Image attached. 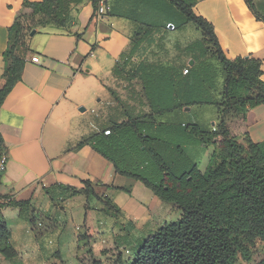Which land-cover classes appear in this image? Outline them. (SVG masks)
I'll list each match as a JSON object with an SVG mask.
<instances>
[{
	"label": "crops",
	"instance_id": "0c3cea01",
	"mask_svg": "<svg viewBox=\"0 0 264 264\" xmlns=\"http://www.w3.org/2000/svg\"><path fill=\"white\" fill-rule=\"evenodd\" d=\"M23 1L0 0V89L5 83L9 28ZM106 1L107 7L115 2ZM254 5L260 19L246 0H196L193 10L213 24L229 59H260L264 80V0H254ZM93 13L92 1L84 0L73 7L74 21L67 30L37 28L36 34L26 39L22 79L8 93L0 110V131L8 155L6 170L0 175V204L10 200L29 203L23 208L5 205L0 209V220L10 229L9 244L17 250L12 258L0 252V264H92L93 260L130 264L150 235L182 216V211L142 181L118 173L114 162L91 143L80 145L93 133L124 119L114 91L123 97L124 92L137 97L136 102L130 101L132 105L137 106L141 100L137 89L132 91V85L114 74L121 57L130 51L136 22ZM36 54L41 64L32 60ZM187 63L193 66L191 56ZM173 66L184 70L179 64ZM222 82L220 77V88ZM212 107L194 105L162 117L163 121L167 117L169 122L181 123L190 112L197 117L213 110L210 125L197 118L195 121L214 127L219 112L217 106ZM232 122L237 135L247 133L254 142L264 143V104L249 110L246 118L234 116ZM213 151L212 147L204 168L187 155L204 172ZM86 180L97 196L65 193L54 202L45 190L56 184L82 189ZM59 192L57 189L55 194ZM106 198L112 207L105 205ZM86 227L94 231V236L82 240L80 235ZM86 243L89 246H84Z\"/></svg>",
	"mask_w": 264,
	"mask_h": 264
},
{
	"label": "trees",
	"instance_id": "16d2710c",
	"mask_svg": "<svg viewBox=\"0 0 264 264\" xmlns=\"http://www.w3.org/2000/svg\"><path fill=\"white\" fill-rule=\"evenodd\" d=\"M83 1H23L22 10L9 28L0 110L8 93L22 79L26 59L19 47L27 50L26 39L34 29L72 26L73 7ZM91 1L93 16H97L101 0ZM246 3L260 19L254 0ZM195 4L196 0H115L107 10L109 15L129 18L140 27L130 51L114 68V74L128 86L134 81L141 83V91H137L141 97L139 111L130 105L137 97L128 95L131 99L128 102L114 91L124 119L105 127L109 134L98 131L80 145L91 143L96 151L114 162L118 173L142 181L162 200L182 211L178 220L165 223L143 242L130 264H238L239 251L248 254L257 239L264 242V143L254 142L247 133L237 135L231 123L234 116L246 118L249 110L264 104L262 63L251 56L229 59L213 24L194 12ZM175 10L184 17L179 25L172 19ZM188 22L197 25L203 39L186 46L194 60L187 74L173 65L135 61V55L146 41L152 40L154 33L164 30L168 23L181 28ZM194 105L217 106L219 122L214 127H205L197 122L157 120L166 113ZM168 142L180 146L182 151L188 143L213 146L206 171L191 162L188 170L174 174L164 164V145ZM4 146L0 131V155L6 152ZM151 158L157 161L159 169L150 167ZM156 169L161 175L154 180L151 175ZM83 182L82 189L56 184L45 190L54 202L65 193L97 196L92 183ZM57 189L61 192L55 194ZM28 203L10 200L0 204V209L5 205L23 208ZM104 203L112 207L110 199L106 198ZM32 223L36 225V220L32 219ZM10 235L7 224L0 220V252L7 258L17 255L9 244ZM93 236L94 231L86 227L80 239ZM92 264L103 263L93 260ZM258 264H264V260Z\"/></svg>",
	"mask_w": 264,
	"mask_h": 264
},
{
	"label": "rangeland",
	"instance_id": "374dc122",
	"mask_svg": "<svg viewBox=\"0 0 264 264\" xmlns=\"http://www.w3.org/2000/svg\"><path fill=\"white\" fill-rule=\"evenodd\" d=\"M172 19L178 25L183 23L184 21L183 15L176 10L172 14ZM136 25H137L136 31L140 30L139 25L137 23ZM50 28L54 32H64L65 30H67L55 26H50ZM202 39H203V35L201 30L193 22H188L183 27L181 28L177 27L174 30L169 29L166 25V28L164 30L153 34V38L151 41H146L144 43L142 48L135 55L136 57L135 61L143 60L148 63L161 64V65L179 64L181 65L182 69H185L189 67L187 63L188 57L193 56V54H190L186 51V46L194 41H200ZM18 51L22 54L26 51V47H19ZM208 57H210V54H208ZM131 85L134 89H137V91L139 92L141 91L142 87L139 81L138 82L134 81ZM122 89L125 90L126 88L122 87ZM122 95H124V97L121 96L123 97L122 99L128 102L129 100H131L128 99V92H124ZM130 105L132 104L130 103ZM211 106L215 107L214 105ZM135 107H137L138 109L139 105L137 106L135 105ZM213 107L212 109H214ZM214 115H215V111L213 110H208V112L198 113L196 115L197 117H194L193 114L190 112L186 114L179 122L194 123L196 122L195 118H197L198 121L205 122L206 124L210 125V123H212L214 120V118H212V116ZM163 119L164 117L162 116L157 117L158 121H163ZM164 121L169 122L170 120H168V118L165 117ZM231 123H233L232 120ZM106 129L103 128L102 130L105 131V134H109V132H107L108 130ZM212 147L213 146L211 145L207 146L204 144L186 145V146L184 145L183 151L185 152H183L180 149V146L168 142V144L164 145V151H163L164 164L176 175H180L184 171L188 170L192 162L191 157L198 162L201 168H204L208 162V154L212 150ZM187 154H189L191 157ZM150 167L151 168L158 167V169L160 168L157 161L153 158L150 159ZM158 169L154 171V175H151L154 180L158 178L157 176L161 175ZM178 217H176V219L174 220L176 221ZM262 260H264V242L261 239H257L255 241V244L249 247L248 254L244 255L243 252L239 251L237 257L238 264H258Z\"/></svg>",
	"mask_w": 264,
	"mask_h": 264
},
{
	"label": "built area",
	"instance_id": "2783aa9c",
	"mask_svg": "<svg viewBox=\"0 0 264 264\" xmlns=\"http://www.w3.org/2000/svg\"><path fill=\"white\" fill-rule=\"evenodd\" d=\"M107 10H108V7L105 3V0H101L100 4H99V9H98V16H101L105 13H107ZM167 27L169 29H176L175 25L173 23H168L167 24ZM32 60L38 64H41V57L40 55L36 54L32 57ZM189 68H185L183 70V73L184 74H187L189 72L188 70ZM107 132H110L109 130ZM7 163H8V155H7V152H3L1 155H0V175H2L4 173V171L6 170V167H7ZM42 223H38L39 226H41Z\"/></svg>",
	"mask_w": 264,
	"mask_h": 264
},
{
	"label": "water",
	"instance_id": "95a60500",
	"mask_svg": "<svg viewBox=\"0 0 264 264\" xmlns=\"http://www.w3.org/2000/svg\"><path fill=\"white\" fill-rule=\"evenodd\" d=\"M36 32H37V30L36 29H34L30 34H31V36H33V35H35L36 34ZM186 110H190V107H186Z\"/></svg>",
	"mask_w": 264,
	"mask_h": 264
}]
</instances>
